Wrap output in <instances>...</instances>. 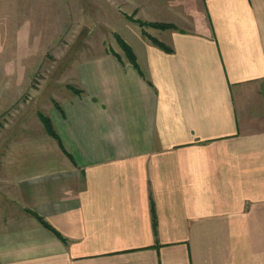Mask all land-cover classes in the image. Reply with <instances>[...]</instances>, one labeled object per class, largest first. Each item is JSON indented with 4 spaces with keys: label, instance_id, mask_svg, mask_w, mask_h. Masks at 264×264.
<instances>
[{
    "label": "crops",
    "instance_id": "obj_1",
    "mask_svg": "<svg viewBox=\"0 0 264 264\" xmlns=\"http://www.w3.org/2000/svg\"><path fill=\"white\" fill-rule=\"evenodd\" d=\"M111 4L139 69L79 63L63 148L5 153L0 264H264V0Z\"/></svg>",
    "mask_w": 264,
    "mask_h": 264
},
{
    "label": "rangeland",
    "instance_id": "obj_2",
    "mask_svg": "<svg viewBox=\"0 0 264 264\" xmlns=\"http://www.w3.org/2000/svg\"><path fill=\"white\" fill-rule=\"evenodd\" d=\"M111 1L0 0V163L14 145L45 131L39 116L81 92L74 85L79 63L121 49L124 22Z\"/></svg>",
    "mask_w": 264,
    "mask_h": 264
},
{
    "label": "trees",
    "instance_id": "obj_3",
    "mask_svg": "<svg viewBox=\"0 0 264 264\" xmlns=\"http://www.w3.org/2000/svg\"><path fill=\"white\" fill-rule=\"evenodd\" d=\"M141 25H144V23H140ZM154 28H158V29H161V30H166V29H174L175 27L171 24H164V23H151V24H148ZM118 43L121 47V49L123 50L124 52V55L126 57V59L134 66L136 67L137 69H139L137 63H136V60H135V56L134 54L132 53L130 47L123 41L119 40L118 39ZM71 89V88H70ZM75 92V91H73ZM40 120H41V123L45 129V131L47 132V134L49 136H51L52 138H54L58 143L59 145L62 147L61 145V141L57 135V133L55 132L54 128H53V125H52V122L50 119L46 118V117H43V116H39ZM32 216H34L35 218H37V220L42 224L44 225L45 227L47 228H50V226L40 217L38 216L37 214L33 213V212H29ZM51 229V228H50Z\"/></svg>",
    "mask_w": 264,
    "mask_h": 264
}]
</instances>
